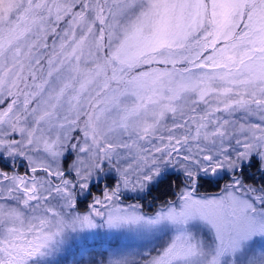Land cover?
<instances>
[{
	"label": "snow or ice",
	"instance_id": "snow-or-ice-1",
	"mask_svg": "<svg viewBox=\"0 0 264 264\" xmlns=\"http://www.w3.org/2000/svg\"><path fill=\"white\" fill-rule=\"evenodd\" d=\"M100 230L140 244L87 264H264V0H0V264Z\"/></svg>",
	"mask_w": 264,
	"mask_h": 264
},
{
	"label": "rangeland",
	"instance_id": "rangeland-1",
	"mask_svg": "<svg viewBox=\"0 0 264 264\" xmlns=\"http://www.w3.org/2000/svg\"><path fill=\"white\" fill-rule=\"evenodd\" d=\"M175 191V188L172 190ZM150 197V199H149ZM153 197V199H151ZM170 198H173L170 196ZM125 203H135L137 202L138 197L136 194L133 193H126L125 194ZM139 202L143 206V211L152 213L158 207L157 204L154 202V196L149 195L143 198H139ZM83 210V206L81 207ZM117 243H131L133 246H137L140 244L139 241H129L123 235H112L108 234L105 235L103 230H100L99 235L89 236L87 243L80 242L79 247H73V249L67 254V259L62 262V264H72L73 259L81 260V264H87L90 255H95L99 258L100 253H104L107 255L106 249L110 247H115Z\"/></svg>",
	"mask_w": 264,
	"mask_h": 264
},
{
	"label": "trees",
	"instance_id": "trees-1",
	"mask_svg": "<svg viewBox=\"0 0 264 264\" xmlns=\"http://www.w3.org/2000/svg\"><path fill=\"white\" fill-rule=\"evenodd\" d=\"M173 189H174V188H173ZM205 190H207L206 187L203 188V189H201V191H205ZM152 195L155 197L154 202L157 204L156 206L160 205V202H161L162 199H168V198H170V196H171L170 193H166V191L163 190V189H161V190H159V191H154V192L152 193ZM152 195H151V196H152Z\"/></svg>",
	"mask_w": 264,
	"mask_h": 264
},
{
	"label": "flooded vegetation",
	"instance_id": "flooded-vegetation-1",
	"mask_svg": "<svg viewBox=\"0 0 264 264\" xmlns=\"http://www.w3.org/2000/svg\"><path fill=\"white\" fill-rule=\"evenodd\" d=\"M149 199H150V197H149ZM151 199H153V197H151Z\"/></svg>",
	"mask_w": 264,
	"mask_h": 264
}]
</instances>
